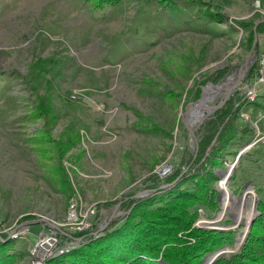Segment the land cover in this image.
<instances>
[{"label": "rangeland", "instance_id": "374dc122", "mask_svg": "<svg viewBox=\"0 0 264 264\" xmlns=\"http://www.w3.org/2000/svg\"><path fill=\"white\" fill-rule=\"evenodd\" d=\"M100 1L0 0V240L12 241L13 264H43L79 233L96 236L120 221L129 197L165 193L178 172L176 181L203 173L204 159L231 133L210 186L219 209H198L193 227L232 231V246L215 253H236L258 195L230 176L241 155L264 152V90L248 96L264 49V0ZM204 98L206 108L198 107ZM191 103L193 135L183 123ZM197 109L208 110L199 122ZM216 120L194 164L198 133ZM163 167L172 169L164 178Z\"/></svg>", "mask_w": 264, "mask_h": 264}, {"label": "trees", "instance_id": "16d2710c", "mask_svg": "<svg viewBox=\"0 0 264 264\" xmlns=\"http://www.w3.org/2000/svg\"><path fill=\"white\" fill-rule=\"evenodd\" d=\"M221 111L217 117L220 121L224 114ZM217 126L218 121H212L209 132L202 137L198 133V158L194 164L202 159L203 148L212 139ZM222 139L198 168L203 173L196 172L193 176L184 174L176 181L180 174L178 172L165 180L170 186L165 193L142 200L129 197L123 205L128 214L126 217L124 214L120 221L107 225L96 236L87 231L79 241H73L75 247L51 255L43 264H203L217 250L232 246V231L193 227L198 218V209L204 207L210 212L219 209L217 192L213 190L210 193V186L218 180L216 163L225 159V147L234 138L230 133L229 137ZM243 159L249 160V168L241 165ZM254 171H258L257 181L252 179ZM232 182L237 185L252 183L258 195L257 215L240 249L236 253L219 257L213 264H264V152L253 149L241 155L237 168L230 176ZM225 202L229 203L227 206L230 208L234 201L229 197ZM243 208L241 204L239 211ZM226 210L222 209V213ZM236 221L241 223L237 217ZM77 237L78 233L68 239ZM3 240H6L5 236L0 240V264H13L17 256L15 250L8 247L12 241Z\"/></svg>", "mask_w": 264, "mask_h": 264}, {"label": "water", "instance_id": "95a60500", "mask_svg": "<svg viewBox=\"0 0 264 264\" xmlns=\"http://www.w3.org/2000/svg\"><path fill=\"white\" fill-rule=\"evenodd\" d=\"M248 64H249V60H246V62L244 63V65H242L240 68H239V71H238V73H237V76H236V78H237V80L238 81H241V79H242V77L244 76V72L246 71V69H247V67H248ZM226 99H227V97H225V99L217 106V107H214L213 108V110H216L219 106H221L225 101H226ZM196 102V101H195ZM194 102V103H195ZM194 103H191L187 108H186V110H185V114H184V118H183V123H184V126L187 128V130L193 135V133H192V131L190 130V128H189V122H188V117H189V109H190V107H191V105H193ZM232 171V170H231ZM229 174V173H228ZM230 175H228L227 176V178L229 177ZM247 194V193H246ZM118 208V206H116V208H115V210ZM252 220V219H251ZM251 223H252V221H250V223L247 225V228H248V230H247V232L250 230V227H251ZM52 226V225H51ZM107 226V225H106ZM105 226V227H106ZM105 227H103V228H105ZM103 228H101L100 230H98V231H96V234H99L102 230H104ZM86 232L84 231V232H82V233H79V235H84ZM50 242V244H53V243H55V240L54 239H52V238H50V240H49ZM240 245H242V243H239L238 244V246H237V248L240 246ZM237 248H236V250H237ZM226 253L225 252H219V253H215L214 255L215 256H213V257H210L208 260H206L203 264H213L214 263V261L217 259V258H219L220 256H222V255H225ZM41 258V257H40ZM39 258V260H41ZM44 260V257H42V261ZM37 264H40V263H37Z\"/></svg>", "mask_w": 264, "mask_h": 264}, {"label": "built area", "instance_id": "2783aa9c", "mask_svg": "<svg viewBox=\"0 0 264 264\" xmlns=\"http://www.w3.org/2000/svg\"><path fill=\"white\" fill-rule=\"evenodd\" d=\"M264 90V49L259 54L257 58V71H256V82L255 87H252L251 90L248 91L249 99H253L254 96H258V91L261 92ZM172 169L163 167L161 170H159V175L164 178L167 176Z\"/></svg>", "mask_w": 264, "mask_h": 264}, {"label": "bare ground", "instance_id": "6f19581e", "mask_svg": "<svg viewBox=\"0 0 264 264\" xmlns=\"http://www.w3.org/2000/svg\"><path fill=\"white\" fill-rule=\"evenodd\" d=\"M227 90V89H226ZM232 89H230L229 91H228V94H229V92L231 91ZM228 96V95H227ZM206 99L204 98V100L200 103V105H198V107H201V108H203L204 107V104L206 103ZM206 106V105H205ZM204 108H206V107H204ZM207 109H208V107H207ZM207 109H197V110H194V114H192V115H195L194 116V118H195V121L196 122H199V121H201L206 115H207V113H208V110ZM191 110H192V108H190L189 109V114H190V112H191ZM213 109L211 108V111H212ZM200 117V118H199ZM250 209V208H249ZM247 215L249 216V217H251V215H252V209H250V211L249 210H246V217H247ZM248 223V222H247ZM242 240H243V236L239 239V241H238V243H237V245L239 244V243H242ZM236 245V246H237ZM50 249V245L49 244H44L43 245V249L40 251V253H39V257H41L40 259H42V257H45V255H46V253H47V251Z\"/></svg>", "mask_w": 264, "mask_h": 264}]
</instances>
